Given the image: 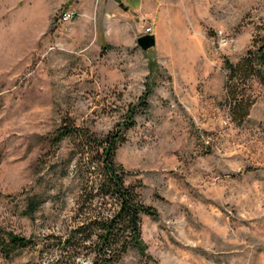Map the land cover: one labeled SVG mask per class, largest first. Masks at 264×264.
I'll return each instance as SVG.
<instances>
[{
    "label": "rangeland",
    "instance_id": "1",
    "mask_svg": "<svg viewBox=\"0 0 264 264\" xmlns=\"http://www.w3.org/2000/svg\"><path fill=\"white\" fill-rule=\"evenodd\" d=\"M263 39L264 0H0V226L37 243L0 264L65 262L50 235L83 190L76 139L50 138L65 123L117 132L124 179L155 210L144 251L117 264H264V68L227 85L225 62ZM233 89L253 101L243 119Z\"/></svg>",
    "mask_w": 264,
    "mask_h": 264
},
{
    "label": "trees",
    "instance_id": "2",
    "mask_svg": "<svg viewBox=\"0 0 264 264\" xmlns=\"http://www.w3.org/2000/svg\"><path fill=\"white\" fill-rule=\"evenodd\" d=\"M257 46L238 62L225 60L229 70L227 85L234 84L237 78L245 81L252 76L259 77L258 67L264 68V39ZM148 94L149 90L145 91L142 98ZM251 103L250 98L233 89L230 107L235 116L239 115L241 119L247 116ZM135 111L136 107L131 106L126 118L131 119ZM66 136L77 141L74 150L79 156L76 158L75 176L83 190L74 209V225L63 236L50 235V238H55L58 251L66 255L63 264H76L73 254H70L72 252L84 258L90 257V264H117L131 247L143 252L141 216L144 213L155 215V210L142 202L135 187L124 179L125 171L116 161L121 137L117 132L101 136L89 129L65 123L50 138L57 142ZM85 153L93 163L90 167L83 160ZM37 203V200L28 198L24 213L35 212ZM36 245L33 236H24L0 226V251L5 256Z\"/></svg>",
    "mask_w": 264,
    "mask_h": 264
},
{
    "label": "water",
    "instance_id": "3",
    "mask_svg": "<svg viewBox=\"0 0 264 264\" xmlns=\"http://www.w3.org/2000/svg\"><path fill=\"white\" fill-rule=\"evenodd\" d=\"M136 43L144 50L151 48L155 43V35L153 33L139 35L136 39Z\"/></svg>",
    "mask_w": 264,
    "mask_h": 264
},
{
    "label": "built area",
    "instance_id": "4",
    "mask_svg": "<svg viewBox=\"0 0 264 264\" xmlns=\"http://www.w3.org/2000/svg\"><path fill=\"white\" fill-rule=\"evenodd\" d=\"M75 17V12L73 10H64L62 11L61 15H60V22L64 21H70Z\"/></svg>",
    "mask_w": 264,
    "mask_h": 264
}]
</instances>
